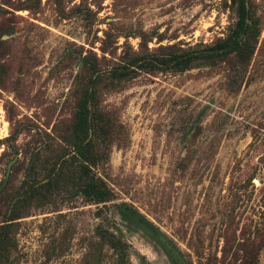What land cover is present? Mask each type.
<instances>
[{"label": "rangeland", "instance_id": "obj_1", "mask_svg": "<svg viewBox=\"0 0 264 264\" xmlns=\"http://www.w3.org/2000/svg\"><path fill=\"white\" fill-rule=\"evenodd\" d=\"M251 3L260 36L245 72L231 73L221 63L184 73H140L101 94V107L124 127L100 169L115 201L97 207L60 195L32 207L19 220L17 264H86L98 223L110 229L121 225L131 264H140V257L168 264L140 231L121 224L117 204L145 216L190 264H205L220 250L223 234L230 233L222 222L229 189L255 163L257 153L246 157L252 136L264 139V0ZM235 18L230 0H0L1 191L15 190L29 153L55 124L69 121L79 57L96 56L105 69L128 48L137 51L140 43L150 50L175 43L211 47L226 37ZM199 114L200 133L185 140ZM253 183L260 186L258 180ZM248 206L255 207L254 199ZM237 212L240 238V230L256 216L249 208ZM104 258L103 264H111V250L104 251Z\"/></svg>", "mask_w": 264, "mask_h": 264}, {"label": "trees", "instance_id": "obj_2", "mask_svg": "<svg viewBox=\"0 0 264 264\" xmlns=\"http://www.w3.org/2000/svg\"><path fill=\"white\" fill-rule=\"evenodd\" d=\"M38 1L27 0L31 4ZM57 5L59 7L60 2ZM230 8L235 11V22L226 37L211 47L183 48L175 43L150 50L146 42L140 43L137 51L128 48L113 66L105 69L101 68L96 56L78 58V71L69 93L73 102L69 121L55 124L52 134H47L29 153L24 178L15 190L8 193L0 189V264H17L19 220L26 217L32 207L44 206L60 195L80 197L97 207L115 201L100 169L107 164L111 149L121 141L124 127L101 107L103 92L118 89L140 73H184L201 67L215 68L221 63H227L231 73L246 71L257 48L260 20L251 0H230ZM241 34L243 37L229 49L212 51L226 47ZM3 72L0 64V73ZM202 118V114L197 115L189 125L183 135L185 140L200 133ZM260 130H264V125ZM247 148L249 159L251 154H257L251 169L244 171L245 179L229 189L230 201L222 222L230 233L223 234L222 247L220 250L217 247L205 264H264V139L252 136ZM179 167L185 170L183 162ZM254 180H258L259 187ZM253 199L255 209L248 206ZM115 207L121 224L129 231H140L168 264H190L176 243L145 216L126 204ZM241 208L251 209L256 220L251 219L240 230L238 238L235 218L237 209ZM214 213L220 215L217 208ZM100 215L101 208L96 211V216ZM111 227L97 224L96 242L84 256L86 264H103L105 250L112 252L111 264H131L130 246L123 239V228L116 224ZM139 262L150 264L144 257H140Z\"/></svg>", "mask_w": 264, "mask_h": 264}, {"label": "water", "instance_id": "obj_3", "mask_svg": "<svg viewBox=\"0 0 264 264\" xmlns=\"http://www.w3.org/2000/svg\"><path fill=\"white\" fill-rule=\"evenodd\" d=\"M246 26H247V24H246ZM242 37H243V34L237 36L236 39L233 40V42H231V43H230L229 45H227L226 47L221 48V49H215V50H212V51H215V52H222V51H224V50H226V49H229V48H230L235 42H237L238 40H240ZM8 169H9V168H8Z\"/></svg>", "mask_w": 264, "mask_h": 264}]
</instances>
